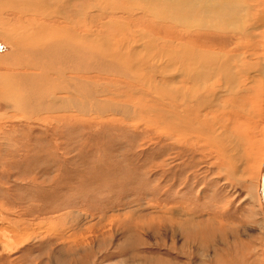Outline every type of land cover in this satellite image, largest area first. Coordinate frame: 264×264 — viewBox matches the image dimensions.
<instances>
[{
    "label": "rangeland",
    "instance_id": "rangeland-1",
    "mask_svg": "<svg viewBox=\"0 0 264 264\" xmlns=\"http://www.w3.org/2000/svg\"><path fill=\"white\" fill-rule=\"evenodd\" d=\"M98 13L94 7L82 19ZM251 32L228 45L246 69L241 91L217 101L219 137L170 138L153 97H121L128 82L95 66L83 75L91 102L121 104L123 114L92 105L81 114L71 102L69 112L21 119L1 103L0 264H264L262 181L244 176L248 164L234 169L220 145L240 135L263 169L264 80L256 69L264 67V34ZM3 51L10 50L0 40ZM0 60V74L28 70ZM227 101L233 107H223Z\"/></svg>",
    "mask_w": 264,
    "mask_h": 264
},
{
    "label": "bare ground",
    "instance_id": "bare-ground-1",
    "mask_svg": "<svg viewBox=\"0 0 264 264\" xmlns=\"http://www.w3.org/2000/svg\"><path fill=\"white\" fill-rule=\"evenodd\" d=\"M94 7L99 15L83 20ZM108 16V22L99 23ZM96 24L102 25L100 32L93 29ZM252 29L264 34V0H0V40L10 50L0 58L6 66L29 70L0 74V105L20 113L21 119L68 111L71 102L78 103L75 109L80 113L92 105L102 115L123 114L121 104L91 102L83 75L95 66L101 74L128 82L121 97L147 96V101L153 97V112L170 126L165 134L219 137L225 126H218L216 112L222 108H216L217 101L241 91L244 81L238 74L246 69L234 57L240 54L231 53L228 45L232 37L247 38ZM59 64L65 68H56ZM257 64L247 67L248 73ZM256 70L264 80V67ZM245 79L253 82L250 75ZM223 107L233 106L227 101ZM225 139L219 140L227 162L234 169L248 164L244 176L262 181L264 201L263 159L256 169L240 135Z\"/></svg>",
    "mask_w": 264,
    "mask_h": 264
},
{
    "label": "water",
    "instance_id": "water-1",
    "mask_svg": "<svg viewBox=\"0 0 264 264\" xmlns=\"http://www.w3.org/2000/svg\"><path fill=\"white\" fill-rule=\"evenodd\" d=\"M262 179H264V175H263V178Z\"/></svg>",
    "mask_w": 264,
    "mask_h": 264
}]
</instances>
